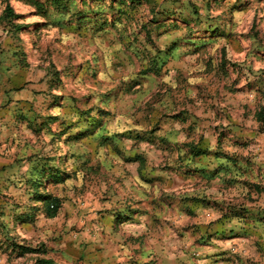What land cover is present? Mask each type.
<instances>
[{
  "label": "rangeland",
  "instance_id": "374dc122",
  "mask_svg": "<svg viewBox=\"0 0 264 264\" xmlns=\"http://www.w3.org/2000/svg\"><path fill=\"white\" fill-rule=\"evenodd\" d=\"M17 100L88 140L9 137ZM7 107L0 264H85L108 215L142 263L264 264V0H0Z\"/></svg>",
  "mask_w": 264,
  "mask_h": 264
},
{
  "label": "crops",
  "instance_id": "0c3cea01",
  "mask_svg": "<svg viewBox=\"0 0 264 264\" xmlns=\"http://www.w3.org/2000/svg\"><path fill=\"white\" fill-rule=\"evenodd\" d=\"M40 102L37 100H30V101H21L17 100L14 103L10 104L12 105L11 108L14 109L16 112H14V116L11 118V123L14 125V129L9 131L10 136L12 138L18 137V131L21 133H25L27 137L30 138V140H34L37 142H44L45 139L52 140V139H58L59 143H63L66 146V149L70 151V149H73L74 145L77 144V142L88 140L86 135L78 134V133H68V129H63L61 131H56L53 133L44 132L43 129L47 127L49 124H56L58 123L60 117V113L58 114H52L51 116L48 115L47 112L43 111V107H45V104H41L40 109L36 110L37 115L34 113L36 104H39ZM65 103V102H64ZM55 103H48L46 107L50 108ZM60 104V103H56ZM62 105V103L60 104ZM2 111H0L1 113ZM11 112V110H10ZM22 112L25 113V115H22ZM5 114H2L0 116V120L3 119L4 122L9 124V107L6 108ZM47 113V114H46ZM34 116V117H33ZM24 127L27 128V130H24ZM67 128V126L65 127ZM23 130V132L21 131ZM29 141V140H28ZM33 142V143H34ZM27 148H29L30 151H32V154H37L40 156H45L44 150H47V146L38 147L32 145V143L27 142ZM44 144V143H43ZM46 152V151H45ZM73 152L71 151V154ZM84 154H87L86 151L83 152ZM81 154V153H77ZM62 180V179H61ZM63 181V180H62ZM139 195V193H138ZM113 215H108L101 223L98 225H94V229L91 230V235L88 236V242L92 243L89 247H87L85 251V257H83V261L80 263L85 264H184V263H142V257L141 253L137 251L140 247L136 245L137 238L140 234V229H136L134 227L127 228V230H123L124 233H126L125 236H121L119 232H115V228L113 227L115 225ZM98 226V227H96ZM138 248V249H137ZM67 256L68 259H70L73 263L74 260L77 259L78 254L80 256L81 253L79 250H76L75 248H69L68 250L63 252ZM84 254V253H83ZM77 255V256H76ZM84 256V255H83ZM52 260V259H51ZM77 261V260H76ZM75 261V263H76ZM55 263H58L54 261ZM189 264V263H186ZM202 264H212V263H202ZM215 264V263H214Z\"/></svg>",
  "mask_w": 264,
  "mask_h": 264
},
{
  "label": "trees",
  "instance_id": "16d2710c",
  "mask_svg": "<svg viewBox=\"0 0 264 264\" xmlns=\"http://www.w3.org/2000/svg\"><path fill=\"white\" fill-rule=\"evenodd\" d=\"M11 10L9 11V9H8V11L6 12V19H8L9 20V18H12V17H14V15H11ZM16 18V17H15ZM59 178V177H58ZM61 181V180H60ZM42 262H43V264H57V263H55L53 260H51V259H44V260H42Z\"/></svg>",
  "mask_w": 264,
  "mask_h": 264
}]
</instances>
